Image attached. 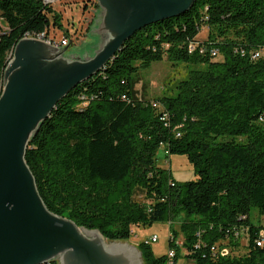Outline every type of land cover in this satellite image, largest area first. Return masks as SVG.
Masks as SVG:
<instances>
[{
  "label": "trees",
  "instance_id": "obj_1",
  "mask_svg": "<svg viewBox=\"0 0 264 264\" xmlns=\"http://www.w3.org/2000/svg\"><path fill=\"white\" fill-rule=\"evenodd\" d=\"M54 10L43 0H0V90L25 33L63 28ZM205 26L208 37L200 41ZM191 42L215 46L218 55L190 53ZM263 46L264 0H197L185 14L138 30L32 136L26 161L47 207L109 241L184 214L181 245L171 226L172 260L142 241L145 264L174 263L182 248L194 264H264V242L256 241L264 223L251 213L256 208L264 219V55L253 58ZM165 57L195 68L176 92L154 103L139 97L140 69ZM161 146L186 155L195 178L178 182L159 166Z\"/></svg>",
  "mask_w": 264,
  "mask_h": 264
},
{
  "label": "water",
  "instance_id": "obj_2",
  "mask_svg": "<svg viewBox=\"0 0 264 264\" xmlns=\"http://www.w3.org/2000/svg\"><path fill=\"white\" fill-rule=\"evenodd\" d=\"M102 42L95 54L69 57L36 38L13 47L0 92V264H144L138 246L109 241L45 204L26 153L57 103L92 77L138 30L185 14L197 0H96Z\"/></svg>",
  "mask_w": 264,
  "mask_h": 264
},
{
  "label": "rangeland",
  "instance_id": "obj_3",
  "mask_svg": "<svg viewBox=\"0 0 264 264\" xmlns=\"http://www.w3.org/2000/svg\"><path fill=\"white\" fill-rule=\"evenodd\" d=\"M53 8L56 13L61 15L63 28L52 26L49 29L48 36L57 40L68 38L69 43L65 46L67 49L65 53L70 58H84L94 55L95 50L99 49L102 42L100 36L96 33V29L102 22L101 8L97 9L96 4L92 5L87 0H59ZM208 33L209 29L205 26L197 38L204 41L207 39ZM219 59L221 58L219 57ZM192 68H195V65L172 62L166 57L161 61L153 62L147 68H141L136 84L138 96L154 103L162 95L176 92L180 82L190 77ZM156 157L157 164L167 169L176 181L185 182L195 178L194 167L186 155H170L167 153L166 147L161 146ZM143 196V192L139 191L136 198L143 200ZM251 213L253 217L255 216L256 223H264V219L259 218L256 214V208H253ZM184 217V214H180L172 222H157L152 226L135 227L132 236L126 242L138 246L140 242L157 235L158 240L152 242L154 253L157 256L168 254L170 251L169 238L173 232L171 226L177 233V243L181 245L184 241L181 229ZM246 244V237H242L236 252L243 253L245 251L243 246ZM224 251H231L230 246L224 247ZM167 264L194 263L185 256V250L182 248L179 251L177 260L174 263L168 262Z\"/></svg>",
  "mask_w": 264,
  "mask_h": 264
},
{
  "label": "built area",
  "instance_id": "obj_4",
  "mask_svg": "<svg viewBox=\"0 0 264 264\" xmlns=\"http://www.w3.org/2000/svg\"><path fill=\"white\" fill-rule=\"evenodd\" d=\"M59 0H43V3L48 5V6H54ZM25 35H44V41H46L47 43L51 44L52 46H55L57 48H61L65 45H67L69 43V39L68 38H63L61 40H57L55 38H50L49 36H47L44 32L42 33H35V32H27L25 33ZM1 36V33H0ZM188 50L190 53L196 52L198 51L200 54H206V52H208L212 55V56H217L218 55V48L215 46L212 47H208V46H201L197 43H193L191 42L188 45ZM244 53V51H242ZM262 55H264V46L261 47L260 49L256 50L253 53V58H259ZM167 117V114H163V116L161 117V119L165 120ZM168 153V151H167ZM199 235V233H198ZM158 240L157 235L152 236L151 238H148L144 241H146L147 243H152V242H156ZM257 245L258 246H262L263 242H264V232L261 231V237L258 238L257 240ZM218 249L216 246L213 247V250ZM222 254H228L229 252L224 251V248H222ZM170 259L172 260V258L175 256V251L174 250H170L168 253ZM172 262V261H170Z\"/></svg>",
  "mask_w": 264,
  "mask_h": 264
},
{
  "label": "bare ground",
  "instance_id": "obj_5",
  "mask_svg": "<svg viewBox=\"0 0 264 264\" xmlns=\"http://www.w3.org/2000/svg\"><path fill=\"white\" fill-rule=\"evenodd\" d=\"M69 1V0H68ZM54 7V6H53ZM7 30V29H6ZM1 33V32H0ZM23 38H36L44 41V35H25ZM22 38V39H23ZM51 45V44H50ZM68 45V44H67ZM66 46V45H65ZM65 46L61 47L64 48ZM1 92V90H0Z\"/></svg>",
  "mask_w": 264,
  "mask_h": 264
},
{
  "label": "flooded vegetation",
  "instance_id": "obj_6",
  "mask_svg": "<svg viewBox=\"0 0 264 264\" xmlns=\"http://www.w3.org/2000/svg\"><path fill=\"white\" fill-rule=\"evenodd\" d=\"M87 2L90 3V4H92V5H93V4H96L97 9L101 8V7L99 6V4L97 3L96 0H87Z\"/></svg>",
  "mask_w": 264,
  "mask_h": 264
},
{
  "label": "crops",
  "instance_id": "obj_7",
  "mask_svg": "<svg viewBox=\"0 0 264 264\" xmlns=\"http://www.w3.org/2000/svg\"><path fill=\"white\" fill-rule=\"evenodd\" d=\"M95 23H96V21H95ZM100 26V25H99ZM99 28V27H98ZM97 28V29H98ZM96 33L100 36V38H101V40H102V37H101V33H99L97 30H96ZM66 54V53H65ZM67 55V54H66ZM135 246V245H134ZM137 246V245H136ZM145 264V263H144Z\"/></svg>",
  "mask_w": 264,
  "mask_h": 264
}]
</instances>
